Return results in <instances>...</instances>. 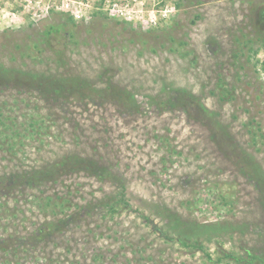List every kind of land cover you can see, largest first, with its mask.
<instances>
[{
	"label": "rangeland",
	"instance_id": "obj_1",
	"mask_svg": "<svg viewBox=\"0 0 264 264\" xmlns=\"http://www.w3.org/2000/svg\"><path fill=\"white\" fill-rule=\"evenodd\" d=\"M115 1L126 10L111 17ZM263 13L264 0H0L1 70L61 71L33 42L62 21L76 34L62 72L89 86L56 96L0 77L11 126L0 177L18 175L0 189V264H236L222 254L261 252L250 171L264 175ZM31 119L43 127L27 135ZM48 167L56 181H29Z\"/></svg>",
	"mask_w": 264,
	"mask_h": 264
},
{
	"label": "trees",
	"instance_id": "obj_2",
	"mask_svg": "<svg viewBox=\"0 0 264 264\" xmlns=\"http://www.w3.org/2000/svg\"><path fill=\"white\" fill-rule=\"evenodd\" d=\"M263 17H264V13H263ZM66 23L67 22L61 21V22L48 24V26L38 34L36 40H34L33 42V45L36 49H38L42 44H44V47H42L41 49L46 48L48 50V52L50 53V56H49L50 60L55 62L57 67L61 68V71H46L47 76L35 75L34 80H32V78L29 77V75H25V73H22L21 71H19V75H18L17 72L13 73L14 71L11 72L10 70L0 69V77L13 78L12 80L16 81L15 83L19 81L20 85H23L26 87L27 86L35 87V89L39 88L42 91H45V90L47 91L48 89L49 92H52L56 96L57 95L58 96L67 95L69 97V95L75 96V94H77L78 96H80V94L84 95L83 93L84 89L88 88L89 86H87L88 84L85 81H83L82 76H79L75 73L72 74V73L62 72V69H64L67 66L66 56L64 53L66 49L65 46L67 43H74L76 41V34L74 33V31L68 30V26ZM257 25H260V23H258ZM41 42L42 44H40ZM254 52L256 54L257 50H254ZM256 61L259 64V68L257 70L264 74V57ZM58 74H60V76ZM56 75H58V77H56ZM6 81H9V80H6ZM5 119L10 120V117L6 116ZM0 126H2L3 128L11 127L10 123H6L2 119H0ZM37 127L42 129L43 126L40 123H38L36 120L31 119L29 124L25 125L24 131L27 133V135L28 134L33 135ZM39 128L37 129V132L38 130H40ZM0 133H1V130H0ZM54 168L55 167H48L46 169L43 168V170H36L33 173H30L28 175V178L31 175V177L29 178L30 179L29 181H31L36 187H38L39 184H41L44 179L45 180L50 179V181H56L57 180L56 176L58 174L55 172L56 170ZM250 174L253 176L256 183L258 184L259 193H260V205L264 212V175L263 173L259 171V168L256 166L252 171H250ZM17 177H18L17 174H14L10 178L0 177V189L4 187V185L8 182L7 180L9 179H10V186H11L10 188H12V186L17 185L16 183V180H18ZM47 199H48V196H46L43 199L45 206L51 205L50 207L52 208V212L54 214L58 212H62L61 211L62 208H58V207L63 206V201H61L60 203H56L55 201H53L52 203L48 204V202L46 201ZM49 200L51 201L52 198L49 197ZM118 202H120V200L117 202L112 199L108 200L106 204L107 211L109 210L108 212L115 213L118 207L117 205ZM219 225H220V222L211 223L209 225L199 224L198 226L206 228V231H209V230H214V228L218 227ZM54 227L57 228L56 224H51L49 226H46L44 229L39 228L38 231L43 232V235H48L49 231H52L54 233L55 231ZM236 228L238 227L233 226L231 230L236 229ZM258 235L260 237L259 242L261 241V246L264 247V230L263 231L259 230ZM193 245L197 247L196 243H194ZM259 250H262V251L259 252L258 254L250 253L245 256H242V254L238 252L235 253V252L225 251V253L222 254V256L231 258L236 264H264V248L259 249ZM51 262L52 261L49 260L45 264H53Z\"/></svg>",
	"mask_w": 264,
	"mask_h": 264
},
{
	"label": "built area",
	"instance_id": "obj_3",
	"mask_svg": "<svg viewBox=\"0 0 264 264\" xmlns=\"http://www.w3.org/2000/svg\"><path fill=\"white\" fill-rule=\"evenodd\" d=\"M126 9L122 10L121 7L118 6V2L115 1L113 2L112 6L109 8L108 7V14L109 16H120L123 14V12L125 11Z\"/></svg>",
	"mask_w": 264,
	"mask_h": 264
}]
</instances>
